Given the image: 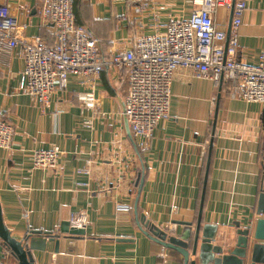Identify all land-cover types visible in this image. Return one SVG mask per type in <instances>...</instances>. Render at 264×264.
<instances>
[{"label": "crops", "instance_id": "crops-1", "mask_svg": "<svg viewBox=\"0 0 264 264\" xmlns=\"http://www.w3.org/2000/svg\"><path fill=\"white\" fill-rule=\"evenodd\" d=\"M199 1L75 0L74 10L77 23L98 39L100 54L109 56L130 49L141 35L164 31L173 18L188 17ZM3 3L25 35L53 40L41 0ZM231 14L219 6L215 20L229 28ZM238 33V59L257 62L264 46V0H248ZM23 66L15 53L10 64H0V116L15 129L11 145L0 148V205L17 239L29 229L58 234V249L47 239L44 250H32L36 264H182L179 253L139 227L137 183L144 174L138 211L150 222L174 232L182 227L174 221L196 222L212 137L202 224L214 233L213 243L241 248L244 230L260 217L264 104L232 97L226 80L220 89V83L182 68L172 83L169 116L147 138L132 133L123 112L127 69L106 65L95 83L97 104L87 107L76 99L86 87L74 75L42 105L20 89ZM55 146L62 151L55 168L33 166L34 148ZM74 213L87 219L83 234L61 230ZM0 264H18L1 238Z\"/></svg>", "mask_w": 264, "mask_h": 264}, {"label": "built area", "instance_id": "built-area-1", "mask_svg": "<svg viewBox=\"0 0 264 264\" xmlns=\"http://www.w3.org/2000/svg\"><path fill=\"white\" fill-rule=\"evenodd\" d=\"M74 3L41 0L40 13L54 27L52 41L25 35L18 17L5 3L0 4V64H10L13 54L18 55L24 65L20 89L42 105L74 75L86 87L77 93V101L94 107L96 79L110 64L127 69L129 86L123 112L135 136L151 137L169 116L172 83L182 68L216 84L226 80L232 97L264 104V46L257 62L237 57L238 28L248 0H200L188 17L173 18L164 24V31L141 35L130 49L109 56L100 54L98 39L77 23ZM219 6L233 9L229 32L215 20ZM14 130L12 122L0 116V148L11 145ZM61 153L58 146L36 147L33 166L53 169ZM70 220L78 227L87 222L82 213L72 214Z\"/></svg>", "mask_w": 264, "mask_h": 264}, {"label": "water", "instance_id": "water-1", "mask_svg": "<svg viewBox=\"0 0 264 264\" xmlns=\"http://www.w3.org/2000/svg\"><path fill=\"white\" fill-rule=\"evenodd\" d=\"M233 9L231 20L229 22L228 32L232 25ZM221 89V82H220ZM220 96V93H219ZM219 111V97L213 117V133L215 132ZM213 137L210 141L207 161L204 187L202 192L201 204L196 222L192 221H174L180 224V231H172L170 228H164L146 219L138 211V200L144 184L145 176L141 175L137 185L138 193L134 206L136 221L150 238L157 241L166 248H170L179 253L182 264H264V188L259 195L256 213L260 215L254 223L244 230V243L237 250L226 249L222 243H213L214 233L207 232L206 225L202 224V214L204 199L206 195L207 178L212 157ZM240 225L239 222L236 223ZM63 232L73 234L85 233V227L71 225L69 221L64 223L61 228ZM58 234L53 231L42 229H29L27 234L17 239L12 235L11 229L6 225L2 216L0 205V238L8 245L11 253L17 258L18 264H36L32 250H44L46 240H55L58 249Z\"/></svg>", "mask_w": 264, "mask_h": 264}, {"label": "trees", "instance_id": "trees-1", "mask_svg": "<svg viewBox=\"0 0 264 264\" xmlns=\"http://www.w3.org/2000/svg\"><path fill=\"white\" fill-rule=\"evenodd\" d=\"M2 242L4 243V245H6V247L8 248V245L2 240ZM9 249V248H8Z\"/></svg>", "mask_w": 264, "mask_h": 264}]
</instances>
